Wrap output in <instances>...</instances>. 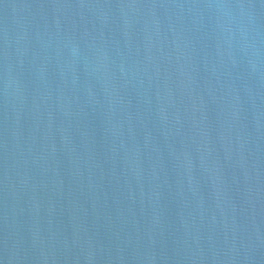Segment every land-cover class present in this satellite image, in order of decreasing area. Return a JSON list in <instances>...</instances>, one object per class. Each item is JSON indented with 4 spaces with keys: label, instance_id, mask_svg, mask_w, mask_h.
Instances as JSON below:
<instances>
[{
    "label": "water",
    "instance_id": "water-1",
    "mask_svg": "<svg viewBox=\"0 0 264 264\" xmlns=\"http://www.w3.org/2000/svg\"><path fill=\"white\" fill-rule=\"evenodd\" d=\"M0 264H264V0H0Z\"/></svg>",
    "mask_w": 264,
    "mask_h": 264
}]
</instances>
